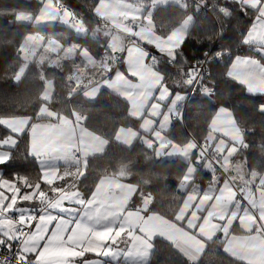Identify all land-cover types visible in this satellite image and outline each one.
<instances>
[{"label": "snow or ice", "instance_id": "snow-or-ice-1", "mask_svg": "<svg viewBox=\"0 0 264 264\" xmlns=\"http://www.w3.org/2000/svg\"><path fill=\"white\" fill-rule=\"evenodd\" d=\"M39 2L41 7L35 17L37 24L59 21L77 34H87L82 18L61 0ZM114 8L111 0H98L95 9V13L117 31V34L110 30L104 32L108 42L102 45L100 56L87 46L77 43L66 45L39 33L27 35L17 50L21 66L14 73L13 81L20 84L30 65L35 64L43 86L39 95L41 103L34 116L0 118V128L7 130L6 135L0 136V149L14 148L19 143L17 138L26 136L27 157L37 163L38 178L32 183L28 175L13 172L9 179L0 170V264H76L77 261L79 264H104L105 258H111L116 264L120 255L119 245L125 242H130L128 251L124 253L127 264H151L157 239L165 241L183 257L185 264H200L209 242L222 245L223 252L239 264H264V181L255 192L238 193L228 181L221 184L216 180L217 169L209 162L206 170L213 179L201 191L191 187L189 175H194L195 170L189 169L188 175L181 178L187 183L179 184V189L187 193L184 203L172 218H168L152 211L150 198L143 194H139V203L131 207L137 192L129 193V186L116 178H105L85 196L78 186L61 183L67 172L61 174L59 168L48 167V161H64L78 168L80 158L85 157L86 163L87 153L100 137L84 126L86 117H80L74 111L76 119L73 121L49 107L54 85L44 71L45 65L62 71V61L71 60L72 71L66 76V83L71 88L69 98L81 88L84 89L82 94L89 99H95L101 89L112 90L128 102L133 110L129 114L137 120L141 119L143 109L147 107L145 97L161 103L171 101L174 110L178 102L188 101V96L184 95L186 92L192 98L197 95L208 98L215 94L214 87L208 83L210 70L205 75L203 65L219 59L224 54L223 50L215 53L206 51L202 62L189 64L182 56L186 35L180 38L172 34L166 38V43L158 42L152 38V29L140 27L138 32L136 27L122 22L137 19L131 14H119L122 19L111 15ZM219 11L227 18L233 15L249 17L251 23L246 34H242L243 44L254 46L255 42L258 46H254V50L264 56V0H224ZM20 16L26 21L33 19L31 13H21ZM121 31L135 40L127 44L118 35ZM223 34L222 28L219 35ZM148 46L155 49V53ZM40 49L43 54L38 55ZM49 54H55V57ZM161 56H167L168 67L178 60L185 66V78L174 88L164 83V73L156 71ZM121 60L126 68L124 72L118 70ZM97 68L105 74L99 84L89 87ZM226 76L243 85L249 95L264 96V65L260 61L234 57ZM28 102L30 97L25 96L23 103ZM158 107L160 103H152V109ZM135 110H139L141 115H135ZM257 111L264 114V103L257 106ZM229 114L230 110L224 106L217 109L209 129L212 134L210 145L190 144L186 149L202 158L214 145L218 157L225 153L230 155L234 149L228 148V142L231 140L235 144V137L228 125L235 118L227 120ZM148 115L159 117L160 113L153 110ZM178 118L182 120V114H178ZM167 119L165 116L164 120ZM148 123L154 125L155 120ZM165 127L161 121L160 128L152 131L151 139L145 141L149 148L155 145L158 156L162 151L169 154V149L180 151L176 144L165 139ZM141 130L149 131L143 126ZM132 135L137 133L132 131ZM12 161L10 152L0 151V169H6ZM200 163L202 159L198 158L197 164ZM80 175L81 180L86 178L83 173ZM70 188L73 190L69 191ZM24 202L37 206H21ZM237 226L239 231L249 235L237 237Z\"/></svg>", "mask_w": 264, "mask_h": 264}, {"label": "trees", "instance_id": "trees-1", "mask_svg": "<svg viewBox=\"0 0 264 264\" xmlns=\"http://www.w3.org/2000/svg\"><path fill=\"white\" fill-rule=\"evenodd\" d=\"M204 1L213 9L216 18L196 15V7L185 3L161 6L152 13L154 32L162 37L177 29L188 17L193 18V24L187 33V42L182 50V56L187 58L189 64L202 62L206 51L215 53L223 50L224 53H232L230 57L224 58L222 64L213 63L209 68L211 77L208 78V83L214 87L215 94L208 98L202 95L191 97L184 113V121H177L166 137L176 145L183 144V147L191 144V138L200 143L209 141L210 123L217 109L224 106L234 116L244 137L245 148L239 150V159L248 172L262 176L264 181V114L257 111V106L264 103V96L249 95L243 85L226 76L228 66L234 57L255 52L246 50L242 41V34L246 33L251 19L242 15H233L231 18L222 15L219 5L224 0ZM61 2L82 18L88 30L85 37L78 36L71 28L64 26L37 27L16 22L17 16L21 13L36 15L41 7L39 0H0V118L34 116L41 103L39 95L43 86L35 64L30 65V70L20 84L13 81L14 73L21 66L17 50L27 35L39 33L66 45L84 43V46L89 45L92 50L97 47V41L92 46L90 44L94 40L92 34L96 33L97 40L103 37L98 30L103 21L95 14L98 0H61ZM135 21L143 23L145 27L143 21ZM222 28L224 34L220 36ZM128 40L127 36V44H129ZM104 41L106 42L107 39ZM149 50L151 51L150 48ZM102 52L101 49H95L98 56L102 55ZM40 53L38 52V55ZM164 58L160 57V60L165 61V64L161 63L156 68L164 73L166 77L164 83L169 88H174L177 83L184 80L185 66L178 60L173 66L168 67L169 61ZM76 62H80L79 58ZM62 64V71L45 65L44 71L54 85L49 107L62 115L72 116L74 111L83 113L87 117L86 126L107 141L105 152L89 158L85 166H82L86 178L79 179L78 187L81 192L85 196L89 195L102 177L117 174L125 168L127 181L138 188L134 201L138 200L136 203H139V194L148 196L152 211L172 218L180 209L187 194L179 189V184L183 183L181 178L186 175L191 163L196 164L195 158L198 156L194 154L190 161L178 158L167 159L166 154L158 156L154 150L155 145L149 148L143 136L139 137L132 149L116 143L115 134L121 127H138L141 121L130 116L129 104L126 101L107 90L101 91L93 102L82 98L81 91L69 98L71 88L66 83V76L72 71V61L63 60ZM100 72L101 78L105 73L101 69ZM97 81L99 80L96 77L92 82ZM180 86L183 87V84L181 83ZM186 94L187 92L184 93ZM25 96L30 97V102L23 103ZM182 108L183 103L181 110ZM6 134L7 130L0 128V136ZM18 138L17 146L9 151L12 155V163L6 169L0 170L4 171L5 178L11 179V173L15 172L28 175L30 182L35 183L38 178V165L31 157H27L28 138L26 136ZM205 163L208 162L196 164L197 174L191 187L198 183L208 185L213 179L210 172L204 169ZM215 178L220 179L216 174ZM21 206L32 208L37 205L24 202ZM151 264H185V261L165 241L158 239ZM200 264H239V262L225 254L222 245L209 242Z\"/></svg>", "mask_w": 264, "mask_h": 264}, {"label": "rangeland", "instance_id": "rangeland-1", "mask_svg": "<svg viewBox=\"0 0 264 264\" xmlns=\"http://www.w3.org/2000/svg\"><path fill=\"white\" fill-rule=\"evenodd\" d=\"M111 3L115 6V8H114V11L111 13V15H115V16H117V18H119V19H122L120 16H119V14H121V13H126V14H131L133 17H136L137 19H129V20H141V21H143L144 22V24H145V27H147V28H150V29H152V33H151V35H152V38L153 39H155V40H157L158 42H162V43H166L167 42V40H166V38L169 36V35H172V34H176L177 36H179L180 38H183L185 35L187 36V33H188V31H189V27H187L186 28V20L187 19H189V18H192V17H188L177 29H175V30H173L169 35H167V36H165V37H162V36H160L159 34H156V33H154V26H153V22H152V13L154 12V10L156 9V8H158V7H161V5H163L162 4V2H161V0H111ZM182 3H183V0H182ZM65 5V4H64ZM150 5H154L155 7H153V6H151V8H150ZM97 7H98V5H97ZM96 7V8H97ZM24 14H27V13H24ZM39 14V11L36 13V15H32L33 16V19L31 20V21H26V20H24L23 19V17L22 16H20V14L17 16V19H16V22H18V23H26V24H32L33 26H37V27H51V26H55V25H59V26H64V27H67V28H70L69 26H67V25H64V24H62L61 22H59V21H57V22H53V23H47V24H37L36 23V21H35V17L37 16ZM100 16V15H99ZM101 21H103V23H102V25H101V27L100 28H98V30L102 33V35H103V37H101L99 40H97V38H96V35L95 36H93V34H92V36L91 37H93L92 38V40L94 41H91V46H92V44H95L96 43V41H97V47H95L93 50H92V52L94 53V54H96L95 53V49H101L102 51H103V49H102V45H105L108 41H104L106 38H105V36H104V32L105 31H107V30H110L111 32H112V27H111V25L108 23V21L107 20H104V19H101ZM123 23H126V21H122ZM193 24V23H192ZM73 30V29H72ZM74 31V30H73ZM96 31V30H95ZM75 32V31H74ZM121 32H123V31H121ZM76 33V32H75ZM95 33V32H94ZM123 33H125V32H123ZM77 34V33H76ZM42 35V34H41ZM78 36H80V37H85L86 35H84V34H77ZM125 35L126 36H128L129 37V35H127L126 33H125ZM44 36V35H43ZM127 38V37H126ZM77 44H80V45H83L84 43H77ZM87 47L88 48H90L89 47V45H87ZM41 53H40V55L41 54H43V51H42V49H41V51H40ZM153 52V51H152ZM50 55V54H49ZM97 55V54H96ZM98 56V55H97ZM166 59H168L167 58V56H164ZM151 60H149V62H150ZM161 61V60H160ZM123 62V61H122ZM173 66V65H172ZM171 67V66H170ZM120 69H122V68H120ZM121 71V70H120ZM101 74V72H100V69L99 68H97L96 69V74L94 75V79L96 78V77H98L99 75ZM93 79V80H94ZM92 80V81H93ZM93 83V82H92ZM92 85V84H91ZM90 86V85H89ZM91 87V86H90ZM81 89H83V88H81ZM81 89H79V90H81ZM79 90L77 91V92H79ZM76 92V93H77ZM76 93H74V94H76ZM156 95H159V94H156ZM175 99V98H174ZM154 101V100H153ZM153 103V102H152ZM152 103H151V105H152ZM156 103H158V102H156ZM164 107H166V106H161V107H158L157 109H154V111H156V110H160V109H163ZM168 111L167 112H170L171 110H173L172 109V107L171 106H169L168 108ZM130 111V110H129ZM182 111V110H181ZM76 113H78V112H76ZM173 113H174V117H172V119L173 120H176L177 118H178V114H179V112H177L176 113V111L175 110H173ZM65 116V115H64ZM232 116V115H231ZM66 117H68V116H66ZM167 117H168V119L166 120L167 122H170V116H169V113L167 114ZM69 118H71V117H69ZM183 119H184V116H183ZM164 120V119H163ZM165 121V120H164ZM179 121H181V122H183L181 119L180 120H178V122ZM213 121V120H212ZM211 121V123H213ZM177 122V121H176ZM166 123V122H165ZM210 123V126L209 127H211L212 126V124ZM84 125L86 126V124H85V122H84ZM156 125V124H155ZM155 125H150V126H143L144 128H148L149 129V131H142L141 129H142V125H141V122H139V126L138 127H121L120 128V130H118L117 132H116V134H115V138H114V140H115V142L116 143H118L119 145H122V146H124V147H126V148H128V149H132L133 147H134V145H136L137 144V142H138V140H139V137L140 136H143V138L145 139V141L147 140V139H151L150 137H151V132L152 131H155V130H157L155 127ZM229 127V126H228ZM90 130V129H89ZM126 130H127V132H130L131 134H132V131H135L136 133H137V135H135V136H131V138H130V134H127L126 133ZM91 131V130H90ZM120 131L122 132V133H120ZM92 132V131H91ZM122 135H124L125 137H123L122 138V141H125V143L126 144H121V143H119V137L120 136H122ZM165 137V139L167 140V141H170L167 137H166V135L164 136ZM18 140H19V138H17ZM104 140V142L106 143V140L105 139H103ZM239 140H242V137L241 136H239ZM144 141V142H145ZM146 143V142H145ZM147 144V143H146ZM237 145H239V142L237 143ZM17 146V145H16ZM15 146V147H16ZM177 146L179 147V149H180V151H173V150H169V154H166L165 155V153L162 151L160 154H159V156H163V155H165V157L167 158V159H174V158H182V153L186 150L187 152L189 151V152H191V149H186L185 148V150L183 149V144H177ZM14 147V148H15ZM100 147V146H99ZM107 147V146H106ZM105 147V148H106ZM104 147L103 146H101V149H103ZM103 149V150H101V151H99V152H96L97 151V147H96V145H95V148H93L94 149V153H97V154H94V156H97V155H101V154H103L105 151L104 150H106V149ZM11 149H13V148H7V147H5L4 149H0V151H7V152H9ZM191 154V153H190ZM93 156V157H94ZM202 159V163L204 162V159L203 158H201V157H197L196 158V161H197V159ZM82 159H83V161H81L80 160V164H79V167L77 168V172H80L81 171V167H82V164L85 162V157H82ZM87 159V158H86ZM57 163H58V161H48V167H52V168H59L60 169V171H61V169L65 166V165H67V164H64V165H62V166H58L57 165ZM201 163V164H202ZM197 164V163H196ZM196 164L193 162V163H191L190 165H189V167H188V169H187V172H186V175H188V170L189 169H194L195 171H194V175H189V182H190V185H192L193 184V182H194V180H195V177H196V174H197V172H196V169H197V166H196ZM70 165H72V164H70ZM69 166V165H68ZM73 166H75V165H73ZM209 165H208V163H205V165H204V169H206L207 167H208ZM76 167V166H75ZM64 169V168H63ZM124 170V174H127L126 173V169H123ZM73 171V170H72ZM238 174H239V176H234V175H232L230 172V175H228V178H226V179H221V180H218V179H216L218 182H220L221 184L222 183H224V181H228L230 184H231V186L233 187V188H235L236 190H240V189H243V188H249V182L247 181V180H245L246 178L248 179V178H251L252 176H253V178H255L256 177V175L255 174H253V175H250V174H248L247 173V170L245 169V166L243 165V164H239L238 165ZM75 173H76V171L74 172L73 171V173H72V177L71 178H76L75 177ZM118 174H121V171L120 172H118ZM62 184H64L63 183V181L61 182ZM70 182H67L66 184H69ZM100 183V182H99ZM98 183V184H99ZM183 183H187V182H185V181H183ZM70 184H72V185H74V186H76V182L75 183H70ZM97 184V185H98ZM123 184H126V183H123ZM130 184V185H129ZM96 185V186H97ZM95 186V187H96ZM128 186H129V188H130V190H129V193H131V192H133V191H136V190H138V188L133 184V183H130V182H128ZM203 185L202 184H200V183H198V184H194L192 187L193 188H198V189H200L201 191H203V190H205L208 186H206L204 189H201V187H202ZM71 190H73V189H69V191H71ZM181 190V189H180ZM181 191H183V190H181ZM249 191V190H248ZM248 191H246V192H248ZM184 192V191H183ZM187 195V194H186ZM138 201V200H137ZM137 201H134L135 203H133L132 205H131V207H134L135 206V204H136V202ZM183 203H184V201H183ZM24 204V203H23ZM182 205V204H181ZM152 210V209H151ZM179 211V210H178ZM158 240V239H157ZM160 240H162V239H160ZM163 241V240H162Z\"/></svg>", "mask_w": 264, "mask_h": 264}, {"label": "crops", "instance_id": "crops-1", "mask_svg": "<svg viewBox=\"0 0 264 264\" xmlns=\"http://www.w3.org/2000/svg\"><path fill=\"white\" fill-rule=\"evenodd\" d=\"M161 2H162V4L163 5H161V6H166V5H170V4H174V5H183V3H182V0H161ZM151 6H153V7H155L154 5H150V8H151ZM96 14V13H95ZM96 17L98 18V19H100L101 20V17L99 16V15H97L96 14ZM192 23H193V18H189V19H187L186 20V28L187 27H189V29H190V27H191V25H192ZM88 31V30H87ZM112 33L113 34H117V31H116V29L115 28H112ZM155 33V32H154ZM246 34V33H245ZM118 35L120 36V37H122L124 40H125V42H126V40H127V36L125 35V33H123V32H119L118 33ZM254 46H258V45H255V42H254ZM150 49H151V51L153 50V52H155V49H153V48H151L150 46H148ZM41 51V49L39 50V52ZM43 51V50H42ZM253 54H247V55H238V56H236V57H241L242 59L243 58H249L250 60H257V61H260V63L262 64V65H264V56H260L256 51L255 52H252ZM52 55H55V54H52ZM161 58H164V56H161ZM164 59H166V58H164ZM232 63V62H231ZM121 70V71H120ZM119 71L120 72H124V71H126V68H125V66H123V68L122 69H119ZM156 71L157 72H160L157 68H156ZM257 71H258V69H257ZM161 73V72H160ZM101 75V74H100ZM100 75L97 77V80H99V81H97V82H95V83H93L92 85H90L91 87H94L95 85H97V84H99L100 83ZM89 86V87H90ZM83 90L84 89H81V90H79V91H81L80 92V94H81V97L82 98H84L85 100H87V101H91V102H93V101H95L98 97H99V95H100V93H101V91H103V90H107V91H109V92H111V93H113L114 95H116V96H118L119 98H121L122 100H124V101H126L125 99H123L120 95H118L116 92H114V91H112V90H108V89H101L100 90V93L95 97V99H89V98H87V97H85L83 94H82V92H83ZM156 94H159L158 92L156 93ZM175 97H173V99H174ZM135 99V98H134ZM127 102V101H126ZM146 104H147V107L146 108H144L143 109V115L141 116V119H139L140 121H141V125L142 126H150V125H153V124H150V123H148L149 121H151V120H155V128L156 129H159L160 128V126H161V121H164L163 119H164V117L165 116H167V114L169 113V116H170V122H167V121H164V123H165V125H166V127L164 128V130H163V135L165 136L169 131H171V128L173 127V125L176 123V121H178V120H180L179 118H177L176 120H173L172 119V117H174L175 115H174V113H173V110H171L170 112H167L168 111V107L169 106H171L172 107V104H171V101H164V102H158V101H149L148 100V98L147 97H145V101H144ZM156 103V102H158V103H160V107L161 106H166V107H164L163 109H160V110H156V111H158L159 113H160V115H159V117H152V116H149L148 115V113H149V111H153L154 109H152V105H151V103ZM184 101H180V102H178L177 104H176V106H175V111H176V113L177 112H179V114H182V116H183V112L181 111V104L183 103ZM128 103V102H127ZM183 109V108H182ZM129 110L130 111H133L132 109H130L129 108ZM130 111H129V113H130ZM78 114H79V116L80 117H86L83 113H80V112H78ZM65 116H68V118L69 117H71V118H69V119H72L73 121H75V119H76V117H74L73 115L72 116H69V115H67V114H64ZM135 115H141V113H140V111L139 110H135ZM232 115V113L230 112V114L229 115H227L226 116V119L227 120H229V121H231L232 120V117H233V115ZM132 118H133V116L132 115H130ZM87 118V117H86ZM184 119H182V121H183ZM84 122H85V120H84ZM83 122V123H84ZM213 122V121H212ZM212 124V123H211ZM85 126V125H84ZM229 127V129L230 130H232V132H233V135H234V137H235V144H233V142L230 140L229 142H228V148L229 149H234L232 152H231V154L229 155L228 153H225L224 154V156L223 157H221V159L224 161V163L226 164V166H227V171H228V175H230V173L232 174V175H234V176H239V174H238V165L239 164H243V162H242V160H240L239 159V156H238V153H239V150L241 149V148H245V142H244V137H243V134H242V131L240 130V128H239V126H238V124L236 123V121L234 120V122L233 123H231V124H229L228 125ZM88 130H89V128L87 127V126H85ZM120 130V129H119ZM90 131V130H89ZM91 132V131H90ZM91 133H93V134H95V136H98V137H100V140H98V141H96L95 142V145H96V147H97V151L96 152H99V151H101V150H103L106 146H107V141H106V143L104 142V138H102L101 136H99L98 134H96V133H94V132H91ZM120 133H122L121 131H120ZM126 133L127 134H130V138H131V136L133 137V135L130 133V132H127V130H126ZM212 135V134H211ZM210 135V136H211ZM239 136H241L242 137V140H239ZM123 137H125L124 135H122V136H120L119 138V143H121V144H126L125 143V141H122V138ZM151 138V137H150ZM219 139V138H218ZM209 140V143L211 144V141H210V138L208 139ZM239 142V145H237V143ZM100 146V147H99ZM101 146H103L104 148L103 149H101ZM215 147V146H214ZM95 148V147H94ZM185 148H186V146L185 147H183V149L185 150ZM106 149V148H105ZM105 151V150H104ZM187 151L185 150L183 153H182V158H178V159H182V160H184V161H190L191 159H192V157H193V155L194 154H192V150H191V152H187V154H185ZM191 153V154H190ZM94 154H97V153H94V149H91L88 153H87V155H86V162H87V160L89 159V158H92L93 156H94ZM197 158V157H196ZM196 158H195V162L197 163V161H196ZM80 160L81 161H83V159H82V157L80 158ZM65 164V162L64 161H58V163H57V165L58 166H62V165H64ZM201 164V163H200ZM69 165V166H68ZM244 165V164H243ZM82 166H85V162L82 164ZM64 168V169H63ZM62 169H61V174H63V173H65V172H67L68 173V175L65 177V180L63 181V183L64 184H66L67 182H70V183H75L76 182V186H78V182H79V179L81 178V173H83V168L81 167V171L80 172H77V167H75V166H73V165H70V164H67V165H65L64 167H63ZM123 169H125V168H123ZM246 169V168H245ZM75 172L76 171V173H75V177L76 178H71L72 177V173H73V171ZM230 172V173H229ZM247 173L248 174H250V175H253L254 173H252V172H248L247 171ZM256 175V174H255ZM107 177H113V178H116L118 181H120V182H122V183H126L125 185H128V181H127V174H123V176L121 175V174H114V175H108V176H104V177H102L99 181H98V183L100 182V181H102V180H104L105 178H107ZM218 180H221V179H218ZM245 180H247L248 182H249V188H243V189H240V190H236L237 192L238 191H243V192H246V191H248V192H246V193H249L250 194V192H255V191H257L258 189H259V187H260V182L261 181H263V177L262 176H257L256 175V177L255 178H253V176L251 177V178H246ZM130 185V184H129ZM209 185V184H208ZM208 185H203L202 187H201V189H204L206 186H208ZM79 190H80V188H79ZM129 190H130V188H129ZM81 191V190H80ZM136 192L138 193V190H136ZM134 199V198H133ZM234 227H235V225H234ZM219 235V234H218ZM235 235L237 236V237H243V236H247V235H249L248 233H243V232H241V231H239V228H238V226H237V228H236V231H235ZM129 243L130 242H125V243H122V244H120L119 245V248H120V255H119V259L116 261V264H127V261H126V259H125V256H124V253H126L127 251H128V247H129ZM76 264H79V262L77 261L76 262ZM104 264H113V261H112V259L111 258H105V261H104Z\"/></svg>", "mask_w": 264, "mask_h": 264}, {"label": "built area", "instance_id": "built-area-1", "mask_svg": "<svg viewBox=\"0 0 264 264\" xmlns=\"http://www.w3.org/2000/svg\"><path fill=\"white\" fill-rule=\"evenodd\" d=\"M183 3L194 5L196 7V15H199V16H211L213 18H216V16L213 13V9L211 7H209V6H207L204 0H183ZM65 6L68 8L67 5H65ZM68 9H70V8H68ZM126 24L129 27H136L138 32H139V28L140 27H144L143 23L137 22L135 20H127ZM134 40H135L134 37L129 36L128 43L130 44ZM245 48H246V50H249V51H255L253 45H245ZM231 55H232L231 52H226L219 59H215L213 63L222 64L224 62V58L225 57H230ZM149 63H151V61ZM161 63L165 64V61H162V60L159 61V64H161ZM212 64H210V65L209 64H204L203 65L205 75L207 74V72H208V70H209V68H210V66ZM122 67H123V62L121 60V66L119 67V69L122 68ZM186 95L188 96L189 99H188L187 102H183V109H182L183 116H184L186 108L189 106L190 99H191V94L190 93H187ZM191 144H196V145H199V146H204L206 144L210 145L209 141H207V140L202 142V143H200L197 140H195L194 138H191ZM214 148H215L214 145L210 146L208 148V151H206L204 153V156L202 158L204 159L205 162H208V164L210 162V164L217 169L215 174H216V176L218 178L226 179V178H228L227 166L224 163V161L221 159V157H218L215 154ZM199 150L200 149L197 148V152H199ZM238 193H246V192L238 191Z\"/></svg>", "mask_w": 264, "mask_h": 264}]
</instances>
